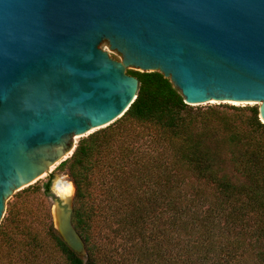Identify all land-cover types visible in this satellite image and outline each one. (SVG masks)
I'll return each mask as SVG.
<instances>
[{
    "label": "water",
    "instance_id": "obj_1",
    "mask_svg": "<svg viewBox=\"0 0 264 264\" xmlns=\"http://www.w3.org/2000/svg\"><path fill=\"white\" fill-rule=\"evenodd\" d=\"M159 71L188 105L254 103L264 123V0H0V222L6 201L123 115ZM79 255L72 198L49 192Z\"/></svg>",
    "mask_w": 264,
    "mask_h": 264
},
{
    "label": "trees",
    "instance_id": "obj_2",
    "mask_svg": "<svg viewBox=\"0 0 264 264\" xmlns=\"http://www.w3.org/2000/svg\"><path fill=\"white\" fill-rule=\"evenodd\" d=\"M126 72L139 81L128 109L55 168L74 184L71 221L85 254L48 210L36 221L29 202H8L0 264H264L258 106L188 105L159 71ZM51 175L15 195L46 196Z\"/></svg>",
    "mask_w": 264,
    "mask_h": 264
},
{
    "label": "rangeland",
    "instance_id": "obj_3",
    "mask_svg": "<svg viewBox=\"0 0 264 264\" xmlns=\"http://www.w3.org/2000/svg\"><path fill=\"white\" fill-rule=\"evenodd\" d=\"M217 104H227V105H235V106H246V105H256L257 106V104H254V103H239V102H236V103H231V102H211V103H204V104L193 105V106H197V107L199 106L201 108H206L207 106L215 107V106H217ZM218 107H220V106H218ZM79 138H81V137H79ZM79 138L76 137V142H78ZM57 165L58 164L52 166V168H51L52 175L50 176V179H51L50 190H51V188L53 187V185L55 184L56 181H62V183L63 182L70 183L72 185V189H73L72 197H71L72 198V203H73L74 191H75L74 184H73L69 174L67 173V171L55 170ZM49 174L43 175L39 179V181L38 180L37 181L40 184H42L43 182H45L48 179V175ZM19 191L14 192L8 198V200L6 201V207H7L8 202L9 203L16 202L18 207H23L27 202H29L31 204V208L33 209V212L35 214L36 221H42V220L44 221L45 220V211L48 210L49 213H50L51 221L53 222V225H54V216H53V213H52L53 212L54 203L52 201V198L49 196V194H47L45 196V195H43L41 193V190H39L38 192H35V193H32V192L22 193L20 196L17 197L15 194L17 192H19ZM24 198L28 199L29 201L28 200L24 201ZM30 200H32V201H30ZM5 214H6V208H5V212H4L3 217L5 216Z\"/></svg>",
    "mask_w": 264,
    "mask_h": 264
},
{
    "label": "bare ground",
    "instance_id": "obj_4",
    "mask_svg": "<svg viewBox=\"0 0 264 264\" xmlns=\"http://www.w3.org/2000/svg\"><path fill=\"white\" fill-rule=\"evenodd\" d=\"M231 103H236L235 101H230ZM54 188L56 192L63 198V199H71L72 197V185L70 183H65L62 181H56L54 184ZM55 209L56 206L53 205V216H54V223L57 224V220L55 218Z\"/></svg>",
    "mask_w": 264,
    "mask_h": 264
}]
</instances>
